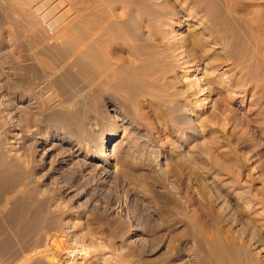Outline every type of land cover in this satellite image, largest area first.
Here are the masks:
<instances>
[{"label": "rangeland", "instance_id": "rangeland-1", "mask_svg": "<svg viewBox=\"0 0 264 264\" xmlns=\"http://www.w3.org/2000/svg\"><path fill=\"white\" fill-rule=\"evenodd\" d=\"M52 1L35 2L41 12L39 16L50 23L56 22L58 28L75 18L65 31V38L69 39L65 45L75 44L85 35L73 27L80 21L75 15L88 16L93 0H64L67 5H62V0ZM2 9L0 264H165L168 261L167 264H202V254L195 242L199 236L210 247L220 242L221 248H225V264H240L239 241L232 227L223 221V210L216 201L218 190L203 174L210 171L216 181L225 182L218 170L227 169L233 160L252 176L253 188L260 191L258 197L264 195V134L259 129L262 125L259 107L252 106L255 99L264 102V64L250 68V73L261 79L254 82L257 84L253 87L255 96L249 91L245 98H230L228 103L224 90L216 88L215 93L203 92L190 101L198 122L212 131L209 145L215 155L220 154L206 170L198 148L194 150L198 159L195 164L187 158L179 160L173 150L171 142L176 135L170 128L176 113L173 103L168 101L174 92L172 87L167 89L156 83L157 87L149 90L151 95L144 98L149 102L136 101L138 106L132 109L124 98L90 87L78 75L77 68L59 59L55 53L59 41H53L52 46L53 39L40 35L31 39L22 33L25 30L20 25L24 20L20 22L13 13ZM129 30L126 25L124 31ZM43 40L50 44L44 45ZM126 41L122 36L115 40L127 59L119 51L117 58L130 61ZM248 41L242 40L236 48V51L241 48L246 51L247 60L257 50L255 43ZM82 51L87 53V48ZM160 64H150L143 72L141 69L135 72L141 73L144 81L155 83L153 77L142 75L161 68ZM208 64L206 69L201 66L184 72L185 85L181 81L180 86L196 83L197 78L206 76L207 70L214 66L211 62ZM239 72L240 68L233 74ZM235 77L239 79L241 75ZM250 78H240L241 82L248 83V89ZM135 80L124 87L122 94H129L141 84V80ZM78 113L81 118L76 117ZM223 114L232 118L226 119ZM233 116H237L235 120ZM158 130L164 132L163 143L157 137ZM216 139H220L219 146ZM221 152L229 157L221 156ZM196 171L199 180L193 174ZM222 186L224 190L229 187ZM75 249L77 252L73 253Z\"/></svg>", "mask_w": 264, "mask_h": 264}, {"label": "bare ground", "instance_id": "bare-ground-1", "mask_svg": "<svg viewBox=\"0 0 264 264\" xmlns=\"http://www.w3.org/2000/svg\"><path fill=\"white\" fill-rule=\"evenodd\" d=\"M36 1L37 0H0V6H2L7 13H13L18 20H24L19 21H23L22 23L25 22L20 25L23 26L25 32H22L21 29L20 31L25 35L27 34L28 37L33 38L35 35H40L48 40L53 39L51 41L52 43L45 39V41L50 42L51 45L54 44L53 41H55V43L59 41L57 43L59 49L56 50L57 52L53 50L56 55L60 56L59 59L71 63V68H77L78 75L83 77V80H86L90 87L122 97V100L124 98L128 107L132 109L135 108L134 106H138L135 104L136 101L146 104L144 98L151 95L149 90H154L157 87L156 83H161L160 87L165 86L167 89L172 87L174 92L172 96L168 93L171 99L167 100L173 103L176 113L174 122H172L173 125L170 124V130L173 131L176 135L175 139H177L171 142L173 150L177 153V158L179 160L187 158L194 161L192 163L195 164L198 159H195L194 150L198 148L201 150L202 158L200 161L204 166L203 169L209 170L211 162L214 161L213 158L220 154L215 155L214 149L209 145L211 143L212 131L210 132L206 124L198 122L199 118L196 117L197 115H195V113L193 114L195 111H191L192 107L190 108L191 105H189V103L196 95H202L203 92L210 95L212 92L215 93L217 89L224 90L225 96L230 100L227 101L228 103H231V99L234 97L238 98L241 96L239 98H245L249 91H251V95L255 96L256 88L253 89V87L256 83L254 82L261 81V79L257 74H251L250 68L258 65L262 66L264 64V0H93L90 7H87L89 9L88 16L81 14L80 16H78L79 14L77 16L75 15L77 19L79 17L80 21L73 27H77L81 32L85 33V35L81 36L77 41L73 40L75 41V44L72 43L73 45H68L69 42L65 45L67 40L65 38L67 37L65 31L68 30L70 24L72 25L75 18H73L71 22L67 21V24L58 28L56 27V22L50 23L44 16H39L41 12L40 9L37 8L38 3H35ZM45 1L48 3L51 0ZM53 1L56 2V0ZM63 1L64 0L60 1L62 5L65 2ZM64 7L65 6H63V8ZM2 8H0V10ZM63 15L64 14H62V16ZM10 16L13 15L10 14ZM65 18L66 16H63V19ZM126 25L130 27L129 31H124ZM70 34L72 35V33ZM119 36L125 37L127 40L126 45L130 54L128 51L126 53L129 54V58H131L130 61H125L123 59L125 56L121 53L122 51L118 50L115 40ZM42 37L40 38L42 39ZM242 40L253 41L258 50V52L256 50V54L249 55L248 60L247 53L244 49L241 48L239 49L240 51H236L237 46H240ZM48 42H45L44 45H49L50 43ZM85 47L87 48V53H83L82 51ZM118 51L121 56H124L123 58H117L119 55ZM115 58L118 60H115ZM210 62L214 66L212 67L211 65L212 68L207 70L206 76L197 78L198 80L196 83L190 84L191 86H180V82L184 78V72L192 68H200L201 66H204V69H206ZM159 63H161V68L154 72H150L148 75H144L147 72L142 75L143 77H153L156 81L155 83L149 82L148 79L144 81L140 76L141 73L137 74L135 72V70L137 71L138 69H141L140 71L143 72L142 70L145 69V66L147 67L150 64L157 65ZM46 64H48V61L45 65ZM239 68L240 72L237 74H240L241 77H251L250 89H248V83L241 82V77L238 79V76L235 77L237 74H233L234 70L237 71ZM216 71L218 75H216ZM219 72L222 73L219 74ZM229 72L232 74H229ZM135 79L137 81L141 80V84L133 88V91L129 94H122L125 93L124 87ZM183 85H185V83ZM214 89L216 90L214 91ZM194 101L196 100L194 99ZM252 106L259 107V118L261 120L259 124H262L259 129L263 136L264 102H262V99H255V104H252ZM140 110L141 109H139V111ZM230 114L232 113L230 112ZM76 117L81 118V113H78ZM223 117L226 116L223 114ZM236 117L233 116V119ZM227 118L230 119L232 117L229 116L226 117V119ZM257 121H259V119ZM163 133H161L160 130L156 131L157 137L162 143L166 141ZM201 139H204L205 142L201 143ZM217 140L218 139H216L215 142L219 146L220 139L218 142ZM196 155L199 156L200 154L198 155L196 153ZM221 156H225V158L229 157V155L224 152H221ZM168 159L166 160L168 161ZM218 173L220 175L219 177L225 178L224 180L226 183L224 181H216L215 177H211L212 173L210 174V171L202 174L204 177L208 178L209 184H213L212 186L218 190L216 201H219L220 207L223 210V221L227 226L229 225L232 227L231 231L239 241L238 256L241 259L240 264H264V195L261 194L262 197H258L260 191L253 188L252 183L254 180H252V176L245 173L240 163L233 162L232 160L227 169L218 170ZM193 174L197 180L200 179V175L197 171L193 172ZM248 181L249 186L247 185ZM221 184L229 186L228 189L226 190L225 188L224 190ZM240 202H242V204H240ZM177 203L179 204L180 201L175 204ZM195 214L197 215L196 212ZM209 216L211 217V215ZM224 229L226 231V228ZM201 234H198V236ZM194 238L196 237L194 236ZM195 242L197 251L202 254V264H225V248H221L220 242L219 245L210 247L208 241L206 242V239L201 236L196 238ZM231 242L230 240V243ZM236 244L237 243H235V246ZM72 252L76 253L77 249L72 250ZM216 256H218L217 259L215 258ZM226 256L228 257V254Z\"/></svg>", "mask_w": 264, "mask_h": 264}]
</instances>
